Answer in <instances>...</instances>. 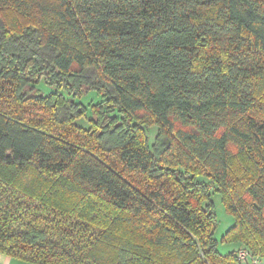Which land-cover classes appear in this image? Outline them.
<instances>
[{
	"label": "trees",
	"instance_id": "trees-1",
	"mask_svg": "<svg viewBox=\"0 0 264 264\" xmlns=\"http://www.w3.org/2000/svg\"><path fill=\"white\" fill-rule=\"evenodd\" d=\"M0 255L264 261V0H0Z\"/></svg>",
	"mask_w": 264,
	"mask_h": 264
},
{
	"label": "rangeland",
	"instance_id": "rangeland-1",
	"mask_svg": "<svg viewBox=\"0 0 264 264\" xmlns=\"http://www.w3.org/2000/svg\"><path fill=\"white\" fill-rule=\"evenodd\" d=\"M42 85V84H40ZM53 86L51 85H47V84H44L41 86V89H42V93H48L50 91L53 90ZM78 101L86 104V107L88 109V112L90 111L89 107H90V104L93 103L94 101L98 100V97L96 95V93L94 91H88L86 92L82 98L80 99H77ZM87 112V113H88ZM76 123L78 125H81V126H84V127H88L89 126V121H88V118L87 117H81V118H78L76 120ZM155 127H152L150 129V138L151 140H153V137H154V134H155ZM214 201H215V206H216V211H217V216H218V227L215 231V238L218 239L220 241V238H221V235L222 233L225 231V229L227 227H229V225L231 224L232 220L230 219V217L225 213V211L223 210L222 208V205L220 204V198L219 197H215L214 196ZM236 245L235 244H228V243H223V242H219L218 243V250L221 252V253H227L229 251H231L232 249H234ZM264 260V259H263Z\"/></svg>",
	"mask_w": 264,
	"mask_h": 264
},
{
	"label": "crops",
	"instance_id": "crops-1",
	"mask_svg": "<svg viewBox=\"0 0 264 264\" xmlns=\"http://www.w3.org/2000/svg\"><path fill=\"white\" fill-rule=\"evenodd\" d=\"M0 264H29L20 259L0 255Z\"/></svg>",
	"mask_w": 264,
	"mask_h": 264
},
{
	"label": "built area",
	"instance_id": "built-area-1",
	"mask_svg": "<svg viewBox=\"0 0 264 264\" xmlns=\"http://www.w3.org/2000/svg\"><path fill=\"white\" fill-rule=\"evenodd\" d=\"M249 255L248 251L245 250V249H240L238 251V257L240 259H245L247 256ZM251 264H264V261H262L261 259L259 258H254L251 260Z\"/></svg>",
	"mask_w": 264,
	"mask_h": 264
}]
</instances>
